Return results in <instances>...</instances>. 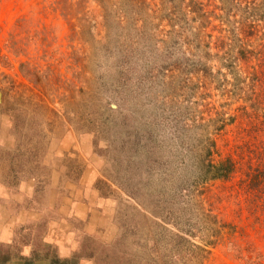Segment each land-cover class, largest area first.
Returning a JSON list of instances; mask_svg holds the SVG:
<instances>
[{"label": "rangeland", "instance_id": "1", "mask_svg": "<svg viewBox=\"0 0 264 264\" xmlns=\"http://www.w3.org/2000/svg\"><path fill=\"white\" fill-rule=\"evenodd\" d=\"M84 2L0 0V264H264V0Z\"/></svg>", "mask_w": 264, "mask_h": 264}, {"label": "crops", "instance_id": "2", "mask_svg": "<svg viewBox=\"0 0 264 264\" xmlns=\"http://www.w3.org/2000/svg\"><path fill=\"white\" fill-rule=\"evenodd\" d=\"M0 190H4L0 187ZM6 191V190H4ZM22 191V190H21ZM18 195L16 192H10L8 190V193L4 195L3 197H0V245L5 246V244H11L15 241V234L12 232L13 227L17 224L19 225L24 224L27 222L26 219H29L31 217H35L34 211H26V209H20L18 207L20 201L18 200ZM81 208V207H80ZM87 209V208H86ZM82 212H84L81 209ZM4 212V213H3ZM85 217V215L83 214ZM83 218V217H82ZM15 222V223H14ZM61 227L66 229V235L70 232L69 224L67 222H61ZM95 228L98 226V224L95 222L91 223ZM52 225V223H51ZM70 235V234H69ZM67 239V237H66ZM65 239L63 236H60L58 234H55L54 227L51 226V230L49 231L48 238L46 241H49L50 243L57 244V241H64ZM73 250V248H71ZM72 253V251H69V255ZM64 256H69L66 253H63ZM67 258V257H66ZM39 264H50L48 261H39Z\"/></svg>", "mask_w": 264, "mask_h": 264}, {"label": "trees", "instance_id": "3", "mask_svg": "<svg viewBox=\"0 0 264 264\" xmlns=\"http://www.w3.org/2000/svg\"><path fill=\"white\" fill-rule=\"evenodd\" d=\"M74 2H77L78 3V6H81L84 2V0H73ZM120 1H124V0H120ZM146 0H126V4H125V9L124 10H120L118 9L117 11L118 12H132L133 10H135V8L137 6H144L143 4H146L145 2ZM162 2V5L164 6L165 2H167V0H160ZM170 1V0H169ZM174 1V0H173ZM62 7L66 10V11H69L70 10V7H67V4L66 2H62ZM84 5V4H83ZM189 6V4L187 5V7ZM141 9V8H140ZM104 12H109L107 10H104ZM165 12V8H164V11ZM122 16V15H121ZM127 16V15H125ZM135 21L132 23V25H127L128 27L126 29H123V30H128V28L130 29H134L136 28V26L134 25L135 24ZM118 26L120 27V24H118ZM24 68V66H23ZM25 71V70H24ZM28 76L31 77V72L28 73ZM18 118V117H17ZM16 119L13 120V122H15L13 124V128L18 131L19 128H20V124L17 123ZM231 171V168L229 166L225 167L223 165L221 166H215L214 170L212 171V177L215 178V179H220V178H226L228 177V173ZM77 258H78V255H73L71 258H67V259H62L60 258L57 254H52V255H47L45 256V259L46 260H50V264H76L77 263ZM8 259L7 257H4L3 260H6ZM1 260V259H0ZM41 260V259H40ZM4 264V262H3ZM29 264H32V262H29Z\"/></svg>", "mask_w": 264, "mask_h": 264}]
</instances>
